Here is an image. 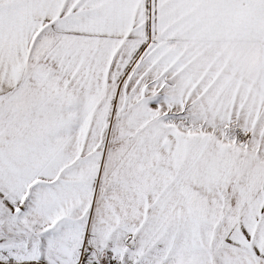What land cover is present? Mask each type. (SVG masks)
Instances as JSON below:
<instances>
[{"label":"snow or ice","instance_id":"obj_1","mask_svg":"<svg viewBox=\"0 0 264 264\" xmlns=\"http://www.w3.org/2000/svg\"><path fill=\"white\" fill-rule=\"evenodd\" d=\"M0 264H264V0H0Z\"/></svg>","mask_w":264,"mask_h":264}]
</instances>
